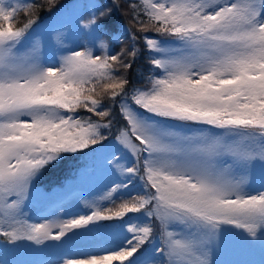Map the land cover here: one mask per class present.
<instances>
[{
	"label": "snow or ice",
	"instance_id": "obj_1",
	"mask_svg": "<svg viewBox=\"0 0 264 264\" xmlns=\"http://www.w3.org/2000/svg\"><path fill=\"white\" fill-rule=\"evenodd\" d=\"M56 2L0 0V254L28 242L38 259L13 264H252L212 258L235 229L264 257V0H126L135 32L107 23L121 0H96L77 21L85 43L49 62L29 38ZM137 33L155 71L129 88ZM77 155L113 177L103 194L30 222L34 182Z\"/></svg>",
	"mask_w": 264,
	"mask_h": 264
},
{
	"label": "rangeland",
	"instance_id": "obj_2",
	"mask_svg": "<svg viewBox=\"0 0 264 264\" xmlns=\"http://www.w3.org/2000/svg\"><path fill=\"white\" fill-rule=\"evenodd\" d=\"M25 1L27 0H22V2ZM95 2L96 0H86L83 3H74L68 8L60 7L50 18L34 27L33 36L29 39L36 36L41 38L43 57L46 61L57 60L64 51L65 46L76 49L79 45L85 43V34L77 27V21L87 20L85 13L89 15L91 11L90 5ZM114 116V121H118L120 118L119 113L114 114ZM129 159L133 158L129 157ZM112 179L113 177L106 169L93 165L89 158L87 163L79 168L77 175L65 181L63 185L53 186L49 190H44L34 183L31 195L26 202L25 211L27 218L30 222H44L57 217L65 219L71 215L78 214L84 211L83 203L102 195ZM141 188L142 182L136 179L135 187L130 190L141 192ZM229 236L230 242L227 249L220 253H214L213 259L218 261L248 260L252 264H260L261 259L264 257L258 250L249 252L239 238L232 234H229ZM98 239L104 242L110 241L113 237L108 234H102ZM20 243L28 246L24 245L17 249H8L0 254V259L3 260L4 264L38 259V254L31 249L38 246L30 245L28 242ZM76 246L70 247L74 248ZM8 247L12 246L8 245ZM67 251V247L45 249L42 258L55 259Z\"/></svg>",
	"mask_w": 264,
	"mask_h": 264
},
{
	"label": "trees",
	"instance_id": "obj_3",
	"mask_svg": "<svg viewBox=\"0 0 264 264\" xmlns=\"http://www.w3.org/2000/svg\"><path fill=\"white\" fill-rule=\"evenodd\" d=\"M86 0H57L56 2V7L53 8L51 11L47 10H41L39 12V21L37 23L41 24L48 18H50L51 15L54 14V12L59 9L60 7H71L74 3H83ZM29 2V0L25 1ZM35 3L39 4L42 2V0H34ZM101 3L105 5L111 6V0H100ZM45 3V9L47 8L46 0H44ZM122 4V9L118 11H114L112 17L107 21L109 25H112L114 23H120L123 24L127 27H129L133 32L136 31L135 26L130 23L132 17H131V10L128 9V4L126 0H121ZM125 9H128V14L124 15L123 11ZM86 14V17L88 19V14ZM24 23V14L21 12L17 18H16V26H19L20 24ZM35 25V26H37ZM34 26V27H35ZM141 39L138 40L137 45L138 48L140 49L139 54L135 60V63L133 64V67L131 71L127 73L128 79L131 82L129 84V88L135 86V87H140L145 84L150 72L155 71L154 69L151 68V66L148 63V57L151 55L150 53L147 52L145 49L144 41L142 37L145 35L144 33H137ZM147 36L151 38H156V39H169L167 37L161 36L160 34L156 33L155 31H149L146 33ZM123 43H119L114 45V51L118 52L122 47H127L129 45V40L127 37H123ZM114 114L119 113V102H117L116 106L113 109ZM81 115H86L85 113L81 112ZM123 120L120 117L118 121H114L113 129H112V134H111V139H114L115 133L117 130L123 125ZM88 157L84 155H77L74 158H68L64 161H61L59 164L49 168L47 171L43 173V175L34 183L37 186H40L44 190H49L51 187L56 186V185H62L67 179H70L74 177L77 173L79 168L83 165L86 164L88 161ZM138 192V191H137ZM104 207H114V205L109 204L105 202L103 204ZM130 215V214H129ZM118 223V222H114ZM229 234H232L233 236L237 237L240 239L242 236V233H237V230L235 229H229ZM241 240V239H240ZM0 241H2V238H0Z\"/></svg>",
	"mask_w": 264,
	"mask_h": 264
}]
</instances>
